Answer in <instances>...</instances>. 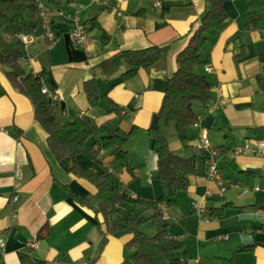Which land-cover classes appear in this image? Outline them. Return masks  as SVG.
<instances>
[{"label": "crops", "instance_id": "crops-1", "mask_svg": "<svg viewBox=\"0 0 264 264\" xmlns=\"http://www.w3.org/2000/svg\"><path fill=\"white\" fill-rule=\"evenodd\" d=\"M39 1L49 7L60 35L51 46L44 39L33 45V61L22 63L39 76L49 96H61L53 101L57 119L67 122L87 115L97 126L133 132L124 145L131 170L120 166L112 150H102L97 161L81 153L77 162L95 173L104 167L116 172L123 192L133 198L173 199L163 206L164 215L169 235L182 246L177 256L189 264H264V154L232 153L235 147L264 139V0L226 1L228 18L207 31L204 64L197 70L211 82V97L207 105L195 104L199 120L188 128L187 141L180 139L174 123L159 120L171 149L194 163L188 188L174 195L157 178L159 157L149 129L178 68L177 56L200 25L208 1L159 0L161 6H155V0H61L68 11L79 10L80 21L89 26L86 47L70 42L75 21L57 12V0ZM155 45L167 46L168 52L132 79L122 80L130 68L123 52ZM90 79L102 97L97 106L86 93ZM204 130L223 149L219 166L224 192L207 177L206 153L196 147ZM48 138L32 100L13 86L0 63V240L5 243L0 264L129 260L133 235L108 232L96 207L97 187L73 172L71 157L58 160ZM76 195L90 199L91 205ZM194 202L206 207L209 221L195 211ZM152 215L151 210L123 204L118 217H142L143 230L152 223L155 228L147 234L154 236ZM35 239L39 247L34 249L29 243Z\"/></svg>", "mask_w": 264, "mask_h": 264}, {"label": "trees", "instance_id": "trees-1", "mask_svg": "<svg viewBox=\"0 0 264 264\" xmlns=\"http://www.w3.org/2000/svg\"><path fill=\"white\" fill-rule=\"evenodd\" d=\"M70 3L76 0H68ZM209 7L201 18L200 25L192 31L187 45L177 56L178 68L169 79L162 105L157 113L165 123H174L182 141H187V131L198 122L195 104L207 105L210 101L211 82L197 70L204 64L202 49L207 42V31L219 28L228 18L225 3L228 0H207ZM59 9H65L57 0ZM87 25V24H86ZM88 29L89 26L87 25ZM41 18L35 0H0V63L6 68L13 86L28 96L35 107L36 119L49 134V145L58 160L69 156L75 161L73 172L88 178L97 187L95 195L97 211L102 213L109 233L126 231L133 235L128 246L133 249L129 260L122 264H189L177 256L182 249L175 238L169 235V221L164 218L163 206L172 204L173 199L161 196L156 200H141L123 192V184L118 174L107 167L95 173L84 169L78 162L81 153L98 160L102 150H112L111 155L120 162L122 168L131 170L129 152L124 148L133 132L118 128L109 130L97 126L87 115L60 122L55 114V104L50 96L42 91L39 76L27 72L22 60L24 46L19 39L21 33H38ZM57 36L60 31L54 25ZM168 52L167 46H150L144 49L126 50L124 55L130 63L129 70L122 80L135 77L142 68H149L159 62ZM112 60V59H110ZM113 66V63H109ZM87 96L93 106L102 99L97 84L93 80L85 83ZM152 148L158 154L159 168L157 178L171 189V195L188 188V175L194 170L192 159L185 158L171 149L161 128L149 129ZM92 140V145L89 141ZM83 203L91 205L90 199L75 196ZM131 204L153 211L149 218L156 227L152 236L143 231L146 220L142 217H118L120 206ZM46 230L44 227L41 233ZM225 264H232L230 261Z\"/></svg>", "mask_w": 264, "mask_h": 264}, {"label": "built area", "instance_id": "built-area-1", "mask_svg": "<svg viewBox=\"0 0 264 264\" xmlns=\"http://www.w3.org/2000/svg\"><path fill=\"white\" fill-rule=\"evenodd\" d=\"M37 4V8L39 10V16L41 18V28L38 33H21L19 34V39L21 40L24 46V56L23 60L27 63H31L34 59L31 47L33 45L38 44L42 39L47 41V43L51 46L55 43L58 36L55 32L54 25L50 16V9L44 3L39 0H35ZM155 6H161V2L159 0H155ZM57 12L61 15L66 16L67 18L75 21V25L73 29L68 33L70 42L78 47H86L90 42V33L87 25L80 21L79 18V10H75L73 12L68 11L67 9H58ZM211 68L207 67V70ZM42 91L48 94L46 88H42ZM60 95L50 96V98L54 101L55 99H59ZM199 151L206 153V174L207 177L213 181H215L221 188V192L226 191L227 186L225 185L224 177L222 171L219 166V159L222 154L223 149L221 147L215 146L212 144L207 131L204 130L200 136V140L196 145ZM234 155L238 154H255V155H263L264 154V139L256 141L254 144L251 142H247L245 145L240 147H235L232 150ZM258 189V188H257ZM211 194V192H208ZM16 199V197H15ZM195 211L200 215L204 216L207 221H209V217L207 216V209L205 206L198 204L197 202L193 203ZM165 219H168L167 215H164ZM4 241L0 240V246H4ZM30 247L38 248L39 241L35 239L29 243ZM57 264V263H55Z\"/></svg>", "mask_w": 264, "mask_h": 264}, {"label": "water", "instance_id": "water-1", "mask_svg": "<svg viewBox=\"0 0 264 264\" xmlns=\"http://www.w3.org/2000/svg\"><path fill=\"white\" fill-rule=\"evenodd\" d=\"M159 120H160V117H159L158 114H156V115L153 117V121H152L151 128H153V129H157V128H159ZM252 171H256V170L253 169Z\"/></svg>", "mask_w": 264, "mask_h": 264}, {"label": "rangeland", "instance_id": "rangeland-1", "mask_svg": "<svg viewBox=\"0 0 264 264\" xmlns=\"http://www.w3.org/2000/svg\"><path fill=\"white\" fill-rule=\"evenodd\" d=\"M150 227L155 228L154 225H153L152 223H147V224L145 225V227H144V230H145V231H144V230H143V231L149 234V233H150V232H149Z\"/></svg>", "mask_w": 264, "mask_h": 264}]
</instances>
